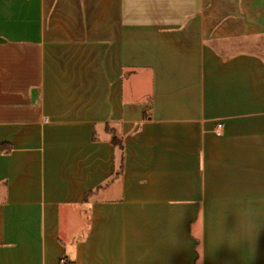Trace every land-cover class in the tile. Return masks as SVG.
<instances>
[{"label":"crops","instance_id":"crops-1","mask_svg":"<svg viewBox=\"0 0 264 264\" xmlns=\"http://www.w3.org/2000/svg\"><path fill=\"white\" fill-rule=\"evenodd\" d=\"M3 143L0 264H264V0H0Z\"/></svg>","mask_w":264,"mask_h":264},{"label":"trees","instance_id":"trees-1","mask_svg":"<svg viewBox=\"0 0 264 264\" xmlns=\"http://www.w3.org/2000/svg\"><path fill=\"white\" fill-rule=\"evenodd\" d=\"M116 141V140H114ZM11 147L9 144L3 143L0 144V153L10 151ZM64 262L62 264H74L73 262H69L66 258H63Z\"/></svg>","mask_w":264,"mask_h":264},{"label":"built area","instance_id":"built-area-1","mask_svg":"<svg viewBox=\"0 0 264 264\" xmlns=\"http://www.w3.org/2000/svg\"><path fill=\"white\" fill-rule=\"evenodd\" d=\"M64 262V260L63 259H61V263H63Z\"/></svg>","mask_w":264,"mask_h":264}]
</instances>
